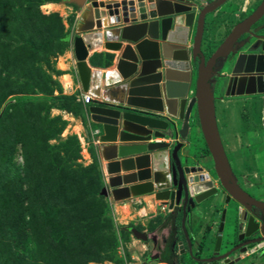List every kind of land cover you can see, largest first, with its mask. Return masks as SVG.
Returning a JSON list of instances; mask_svg holds the SVG:
<instances>
[{
	"label": "water",
	"instance_id": "obj_1",
	"mask_svg": "<svg viewBox=\"0 0 264 264\" xmlns=\"http://www.w3.org/2000/svg\"><path fill=\"white\" fill-rule=\"evenodd\" d=\"M62 2L76 5L79 11L71 46L81 90L92 96L87 111L99 125L95 129L98 156L105 161L107 178L100 194L111 195L115 201L149 195L164 204L173 199L179 203L188 194H194L196 201L212 195L210 182L198 184L197 177L190 176L202 168L184 166L181 160L195 110L215 174L240 205L238 217L246 213L245 234L253 232L255 215L249 211L252 205L264 210V201L252 198L235 183L228 184L232 173L218 129L211 80L226 78L224 96L264 95V34L260 33L264 25H256L264 16V0L235 23L215 48L213 42L204 45V34L209 24H218L225 9L235 3L232 0ZM222 7L225 9L219 13ZM101 46L119 54L114 68L103 75L87 62L88 51ZM227 66L229 73L223 71ZM193 73L194 90L189 97ZM165 137L173 138V144L149 142ZM203 176L208 178L207 173ZM224 215L225 210L211 256L198 260L264 264L249 257L234 258L230 255L234 249L219 253ZM184 222L183 211L181 225L190 248ZM127 229L136 239L148 241L147 232ZM229 259L232 261L227 263Z\"/></svg>",
	"mask_w": 264,
	"mask_h": 264
},
{
	"label": "trees",
	"instance_id": "obj_2",
	"mask_svg": "<svg viewBox=\"0 0 264 264\" xmlns=\"http://www.w3.org/2000/svg\"><path fill=\"white\" fill-rule=\"evenodd\" d=\"M8 1L10 7L5 11L0 10V33L12 29L19 31L30 53L44 59L51 68L48 54L55 56L61 48L69 45L66 40L68 31L64 30L60 16L56 12L41 13L35 0H25L24 7L16 8L13 5L18 0ZM104 53L107 66L112 55ZM101 55L95 54V57ZM8 70V75L20 72L16 67ZM51 70L58 74L61 72ZM27 74L36 83L37 89L50 97L47 105H40L76 114L84 109L85 106L75 94L66 95L59 91L53 95L46 82L55 81L39 67L31 68ZM20 91H23L22 87L15 86L9 76L0 74V108L7 96ZM31 105V102L22 100L14 111L4 109L0 115V264H32L25 254L31 253L28 250L29 233L34 242L42 244L50 264L101 261L104 247L90 243L81 230V220L86 223V216L90 214L89 211L85 213L89 199L97 200L95 198L104 186L102 173L97 170L95 153L92 151L93 161L88 165L76 162L80 157L79 141L75 135H71L62 144L66 158L58 168L57 162L63 158L49 151L47 141L59 135L67 121L59 115L42 116L40 106ZM20 126L24 128L30 143V151H26L24 156L23 175L11 161L20 139ZM205 151L209 154L206 145ZM51 222L57 223L68 241H73L79 247L84 246L85 251L65 255L62 263L54 262L62 257L59 254L62 233L53 232ZM18 247L25 255L16 251Z\"/></svg>",
	"mask_w": 264,
	"mask_h": 264
},
{
	"label": "rangeland",
	"instance_id": "obj_3",
	"mask_svg": "<svg viewBox=\"0 0 264 264\" xmlns=\"http://www.w3.org/2000/svg\"><path fill=\"white\" fill-rule=\"evenodd\" d=\"M260 1L258 0L254 3L253 9ZM35 2L41 13L56 12L60 16L64 30L68 31L66 40H68L69 34H74L76 5L64 3L62 0H35ZM13 6L14 8L24 7L25 0H18ZM9 7L8 0H0V10L5 11ZM216 44L218 43L216 42ZM68 48L69 45L61 48L55 56L48 54L51 66L49 68L44 59L36 58L35 55L30 53L19 31L12 29L0 33V74L9 76L15 86H20L23 89L22 92L20 91L5 98L0 108V115L4 109L14 111L22 100H27L32 103L31 106H40L39 112L42 116H61L62 119L67 121L66 127L59 135L47 141L49 151L51 153L56 152L64 160L59 159L60 162H57V167L59 168L65 163L64 158L66 156L63 153L62 144L67 137L75 135L80 147V157L76 162L83 166L92 163L91 153L93 151L97 158V170L101 171L96 148L93 145L95 138L90 126H88L87 108L84 107L77 114L69 112L65 114L54 111L56 108L40 105V103L47 105L50 102V97L40 92L36 87V83L27 74V71L31 68L39 67L55 81L54 83L46 82L52 94L55 95L59 91L63 93L62 86L57 79L62 72L58 74L51 69L58 70L56 62L59 56H62ZM10 67H16L20 72L15 75L11 73L8 75L7 70ZM223 71H229L228 66ZM211 82L215 87L214 97L218 129L230 165L234 173L242 177L243 185L264 198V95L224 96L226 78L213 77ZM190 127V134L185 141L187 148L183 152V156L181 155V159L183 162L198 163L207 169L211 165V158L205 151V142L199 130L195 110L192 112ZM20 128V139L15 146L11 161L23 175L25 173L24 156L26 151H30V143L24 128L21 126ZM95 199L101 202L99 203L93 198L89 199L85 213L87 214L89 211L90 214L88 217L86 216V223L80 219L81 230L82 235L90 243L102 245L105 251L102 252L104 257L101 261H88L87 264H157L154 261L147 260V256L151 251L149 242L145 243L136 239L127 229L128 227H133L147 233L151 231L152 219L155 216V202L149 200L131 202L129 199L115 201L111 195L104 196L100 192ZM51 226L53 232L62 233L59 238V243L61 244L59 254L62 257L56 258L55 261L52 259V261L62 263L61 259L65 255L72 254V252L85 251L84 246L79 247L73 241H68L56 222H51ZM185 227L187 228L188 226L185 225ZM226 231L231 232L230 225L226 227L224 233ZM29 236L28 250H31V253L30 251L25 253L28 259L31 260L32 264H50L47 261L46 250H44L42 244L39 245L36 241L34 242L31 233H29ZM16 251L24 254L20 247Z\"/></svg>",
	"mask_w": 264,
	"mask_h": 264
},
{
	"label": "flooded vegetation",
	"instance_id": "obj_4",
	"mask_svg": "<svg viewBox=\"0 0 264 264\" xmlns=\"http://www.w3.org/2000/svg\"><path fill=\"white\" fill-rule=\"evenodd\" d=\"M258 24L264 25V16L256 25ZM260 33L264 34V27L260 30ZM182 164L184 166L201 167L202 170H196L190 176L197 177L196 183L198 184L210 182L214 188V193L201 201H196L194 194H188L186 198L182 196L179 203H176L175 199L166 204L155 202V216L152 219L151 231L148 232L147 242L151 246V251L147 256V260L154 261L157 264H208L198 259L211 256L222 212L225 210L219 253L234 249L230 254L234 258L238 256L241 258L249 257L252 260H258L259 263L264 262V210L252 205L249 212L255 215L256 229L250 234H245L246 223L243 218L247 215L243 212L239 218L236 214L240 205L228 194L216 176L212 160L210 167L207 169L198 163H188L182 160ZM230 168L232 177L228 180L229 185L235 183L252 198L264 201L263 197L243 185L242 177L234 173L231 165ZM205 173L208 175L207 179L203 176ZM151 199L153 198L151 197ZM241 209L242 211L245 210L244 207ZM183 211L185 212L184 223L188 226L185 229L189 234L190 248L181 225ZM229 225L231 232L226 231L224 233ZM231 261L229 259L227 263Z\"/></svg>",
	"mask_w": 264,
	"mask_h": 264
},
{
	"label": "crops",
	"instance_id": "obj_5",
	"mask_svg": "<svg viewBox=\"0 0 264 264\" xmlns=\"http://www.w3.org/2000/svg\"><path fill=\"white\" fill-rule=\"evenodd\" d=\"M232 1L235 3L231 7H228L225 9L224 8L225 6H224L219 10V13L220 12L222 13V10H224V9L227 12L224 13V15L222 16V18L220 20H218V24H216V25L215 24H211V25L209 24V26L207 27L206 33L204 34V40H203L204 45H205V43H208V42L209 43L213 42L214 44L217 42L219 44L222 41V39L225 37L227 32L233 27V25L235 23H237L238 21H240L241 19H243L244 17H246L252 11V9L254 7V3L257 2L258 0H232ZM232 7H235V8H232ZM78 15H79V11H77V9H76L75 10V18H76L75 23L77 21ZM73 35L69 34V37H68L69 48L64 52V54L62 56H59L58 61L56 62V68L62 72L57 77V79L59 80V82L62 86V92L64 94H68V95L75 94L77 99L80 100L81 94L84 92H82V90H81L78 76L75 74V71H74L75 59H74L73 50H72V46H71V39H72ZM218 44H216L214 46V48ZM104 52L111 53V55H112V59H110V61H109L110 64L107 66L105 65V57H104L105 53ZM99 53L103 54V55H101V57H98V56L95 57V54H99ZM118 55H119L118 52L106 51L101 46V47L96 48L93 51H88L87 62L91 68L101 69V72L103 75L104 71L114 68L115 58L118 57ZM225 72L229 73V71H225ZM194 79H195V74L193 73L192 83H191L189 93H188L189 97L192 95L193 90H194ZM103 82H104V79L102 76L101 85H103ZM83 105L87 108V106L90 105V103L89 104L83 103ZM54 111L60 112V113H65V114L67 113L66 111L58 110V109H54ZM191 117H192V113H191ZM88 126H90L92 134L94 135V138L96 139L98 137V134L97 135L94 134V131H95V129L99 128V125L95 124L90 119L89 113H88ZM95 139L93 141V145H94V148H96L99 166H100V170L102 173V180H103L104 185H106L107 178H106V172H105V161H102L98 156V145H99V143L96 142ZM152 141H155L154 138L150 139L149 142H152ZM162 141L173 144L174 139L165 137L162 139ZM186 148H187V145H185V147L181 150V154H183V152L186 150ZM188 149H189V146H188ZM129 200L131 202H141L142 200H149V201L155 202V201H153V199H151V196H149V195H143V196H139L136 198H130Z\"/></svg>",
	"mask_w": 264,
	"mask_h": 264
},
{
	"label": "built area",
	"instance_id": "obj_6",
	"mask_svg": "<svg viewBox=\"0 0 264 264\" xmlns=\"http://www.w3.org/2000/svg\"><path fill=\"white\" fill-rule=\"evenodd\" d=\"M91 100H92V96L90 95V94H88V93H82L81 94V97H80V101H82L84 104H89L90 102H91ZM94 134H98V131L97 130H95L94 131ZM155 141H162V139L161 138H156V139H154ZM95 141L96 142H98V137H97V139H95ZM150 141V140H149Z\"/></svg>",
	"mask_w": 264,
	"mask_h": 264
},
{
	"label": "bare ground",
	"instance_id": "obj_7",
	"mask_svg": "<svg viewBox=\"0 0 264 264\" xmlns=\"http://www.w3.org/2000/svg\"><path fill=\"white\" fill-rule=\"evenodd\" d=\"M65 86V85H64Z\"/></svg>",
	"mask_w": 264,
	"mask_h": 264
}]
</instances>
